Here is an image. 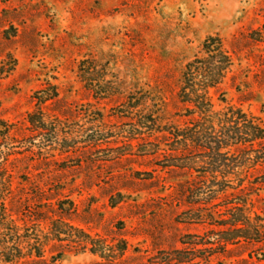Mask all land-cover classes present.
Listing matches in <instances>:
<instances>
[{"label":"rangeland","instance_id":"rangeland-1","mask_svg":"<svg viewBox=\"0 0 264 264\" xmlns=\"http://www.w3.org/2000/svg\"><path fill=\"white\" fill-rule=\"evenodd\" d=\"M209 37L233 60L210 90L213 110L264 127V0H0V264H169L163 252L209 228L182 213L244 198L210 192L200 142L172 150L169 129L199 119L178 92ZM48 88L53 100L39 104ZM258 193L248 199L264 219Z\"/></svg>","mask_w":264,"mask_h":264},{"label":"trees","instance_id":"trees-1","mask_svg":"<svg viewBox=\"0 0 264 264\" xmlns=\"http://www.w3.org/2000/svg\"><path fill=\"white\" fill-rule=\"evenodd\" d=\"M232 64V55L220 38L209 37L204 41L203 55L195 57L186 65L178 92L180 101L192 106L188 108L190 115L197 113L199 119L192 117L193 125L185 130L186 133L177 129L174 132L173 129L169 130L178 140L172 150L180 151V155L188 152V146L192 145L186 142L191 141L194 148L198 141L200 147L208 150L212 168L204 174H210L217 182L212 181L213 191L210 192L223 196L228 189H232L245 192V196L218 211H211L212 207H196L182 213L187 222L204 223L209 228L202 235L185 236L181 243L186 248L163 252L169 264H211L213 257L230 258L233 251L240 249L243 253L249 250L248 257H240L242 264H264V253H260L264 247V219L253 211L248 199L253 193L259 196L258 192H264V172L259 177L252 175L253 169H264V127L257 122L256 117L231 107L219 117L213 110L210 95V90L217 88ZM49 92L50 88L36 93L39 104L53 100L56 93ZM131 100L137 101L132 97L128 102ZM28 120L40 128L44 123V114L41 111L32 112L28 115ZM152 123L153 126L157 125L155 121ZM233 125L237 126L239 132L231 130ZM155 130L153 127L152 131ZM208 131L213 135L210 137L214 142L203 140ZM233 147L236 149L231 151ZM244 182L247 186L243 185ZM250 247L255 249L250 250Z\"/></svg>","mask_w":264,"mask_h":264}]
</instances>
